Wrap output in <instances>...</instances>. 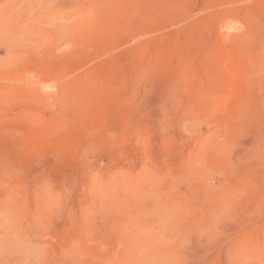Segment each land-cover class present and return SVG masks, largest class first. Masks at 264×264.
<instances>
[{"label":"rangeland","instance_id":"rangeland-1","mask_svg":"<svg viewBox=\"0 0 264 264\" xmlns=\"http://www.w3.org/2000/svg\"><path fill=\"white\" fill-rule=\"evenodd\" d=\"M0 264H264V0H0Z\"/></svg>","mask_w":264,"mask_h":264}]
</instances>
